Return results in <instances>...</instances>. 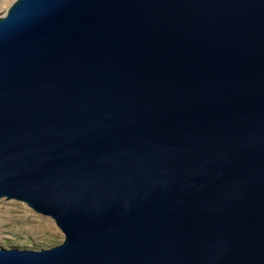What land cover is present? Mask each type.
Masks as SVG:
<instances>
[{
	"label": "water",
	"instance_id": "95a60500",
	"mask_svg": "<svg viewBox=\"0 0 264 264\" xmlns=\"http://www.w3.org/2000/svg\"><path fill=\"white\" fill-rule=\"evenodd\" d=\"M1 198L64 238L0 264H264V0H13Z\"/></svg>",
	"mask_w": 264,
	"mask_h": 264
},
{
	"label": "rangeland",
	"instance_id": "374dc122",
	"mask_svg": "<svg viewBox=\"0 0 264 264\" xmlns=\"http://www.w3.org/2000/svg\"><path fill=\"white\" fill-rule=\"evenodd\" d=\"M12 1L0 0V15ZM63 238L50 216L34 211L23 201L0 199V247L41 249L58 244Z\"/></svg>",
	"mask_w": 264,
	"mask_h": 264
}]
</instances>
